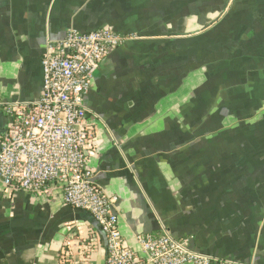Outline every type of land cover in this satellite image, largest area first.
<instances>
[{
  "label": "crops",
  "instance_id": "crops-1",
  "mask_svg": "<svg viewBox=\"0 0 264 264\" xmlns=\"http://www.w3.org/2000/svg\"><path fill=\"white\" fill-rule=\"evenodd\" d=\"M101 28L128 39L84 97L87 158L127 245L166 230L224 264H264V0H0V136L4 105L40 99L46 42ZM105 243L59 192L0 184V264H58L62 249L83 264L84 246L105 264Z\"/></svg>",
  "mask_w": 264,
  "mask_h": 264
},
{
  "label": "built area",
  "instance_id": "built-area-1",
  "mask_svg": "<svg viewBox=\"0 0 264 264\" xmlns=\"http://www.w3.org/2000/svg\"><path fill=\"white\" fill-rule=\"evenodd\" d=\"M128 37L109 28L92 32L70 29L45 44L41 58L40 99L3 106L7 129L0 136V184L5 195L59 192L65 205L88 213L105 238V264H224L191 247V237L177 239L168 231L138 235L141 253L123 239L115 213L117 198L106 195L93 179L88 150L94 140L93 120L84 105L93 74L108 54ZM92 245L94 243L91 242ZM80 262L88 264L84 246ZM58 264H73L62 249Z\"/></svg>",
  "mask_w": 264,
  "mask_h": 264
},
{
  "label": "water",
  "instance_id": "water-1",
  "mask_svg": "<svg viewBox=\"0 0 264 264\" xmlns=\"http://www.w3.org/2000/svg\"><path fill=\"white\" fill-rule=\"evenodd\" d=\"M84 212V211H83ZM93 219V218H92ZM93 221H94V223L96 224V226H97V223L95 222V220L93 219Z\"/></svg>",
  "mask_w": 264,
  "mask_h": 264
}]
</instances>
